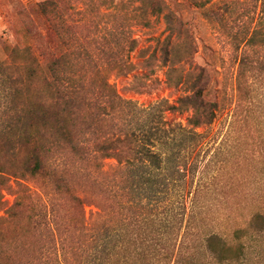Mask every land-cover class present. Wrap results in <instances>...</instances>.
Wrapping results in <instances>:
<instances>
[{
	"label": "rangeland",
	"instance_id": "rangeland-1",
	"mask_svg": "<svg viewBox=\"0 0 264 264\" xmlns=\"http://www.w3.org/2000/svg\"><path fill=\"white\" fill-rule=\"evenodd\" d=\"M43 2L55 7L41 12L37 5ZM154 4L174 13L179 31V45L175 54L170 49L166 64L163 52L170 32L163 15H152ZM139 5L136 0H0V166L9 174L24 167L28 150L19 133L29 125L40 130L45 145L60 139L62 161L72 156L67 138L57 136L58 127L90 151L100 147L106 134L140 127L143 119L136 111L118 115L106 104L108 93L99 88L104 81L122 99L146 109L162 102L175 105L186 93L174 84L195 66L216 69L209 99L218 104L217 116L198 130L203 138L188 159L190 172L172 193V203L177 212L183 196L189 201L197 193L201 234L230 240L233 228L245 227L255 212H264V48L246 45L261 0H146ZM48 31L65 54L54 69L36 59V35ZM132 40L136 49L128 54ZM243 56L244 74L236 81ZM129 64L132 72L126 75ZM31 110L40 116L33 123ZM187 117L166 114L168 121L184 126ZM115 164L108 160L105 168ZM78 173L65 178L72 191L58 192L54 205L71 255L85 264L87 255L80 248L85 245L87 251L92 245L94 229L83 231L72 219L82 206L89 217L108 200L94 179ZM41 180L50 191L61 181L58 176ZM5 182L0 179V264H37L42 234L27 210L9 216L16 196ZM247 242L252 255L264 252V238Z\"/></svg>",
	"mask_w": 264,
	"mask_h": 264
},
{
	"label": "trees",
	"instance_id": "trees-1",
	"mask_svg": "<svg viewBox=\"0 0 264 264\" xmlns=\"http://www.w3.org/2000/svg\"><path fill=\"white\" fill-rule=\"evenodd\" d=\"M145 1L136 0L139 7ZM53 7V2L37 5L44 13ZM152 8V15H163L170 32L163 52L166 64L170 49L175 54L179 45V31L174 27V13L164 11L158 4ZM36 37L38 63L42 60L49 63L51 69L58 67L65 54L59 51L58 44L52 43L51 32L39 33ZM246 45L264 48V0H261L258 20ZM128 48V54L134 52L136 40H132ZM244 56L236 81L244 74ZM132 66L125 67L126 75L132 72ZM218 74L216 69L195 66L174 84L185 88L186 93L175 105L162 102L146 109H138L132 102L125 101L108 80L104 81L99 88L108 93L105 102L110 109L118 115L127 109L134 110L143 124L137 129L106 134L100 147L93 151L83 145L81 139H73L65 127H58L57 136L67 138L72 156L66 161L61 160L60 139L45 145L44 135L41 136L34 125L20 131L19 137L28 150L24 167L9 174L0 166V179L8 183L6 190L16 196L9 216L27 210L42 234L37 264H83L76 262V254L71 255L68 240L56 221L54 205L58 192L72 191L65 178L81 171L86 172L87 180L94 179L108 200L107 204H98L89 217L82 206L72 219L83 231L94 229L92 245L87 251L85 245L80 248L81 253L87 255L85 264H264V252L252 255L247 242L250 237L264 238V212H255L245 227L233 228L232 238L226 240L216 233L201 234L202 215L197 193L189 201V196H183L177 212L172 203V193L186 180V172H190L188 159L203 138L198 130L212 125L217 116L218 104L209 97L213 90L211 81H215ZM76 101H70L72 107L77 105ZM101 110L106 112L104 106ZM167 113L187 114L186 125L168 121ZM39 118L38 111L31 110L30 122ZM53 157H58L54 166L49 165ZM108 160L116 164L106 169ZM45 176L59 177L57 189L50 191V185L41 180ZM32 186L36 192L32 191ZM2 204L0 201V206Z\"/></svg>",
	"mask_w": 264,
	"mask_h": 264
}]
</instances>
